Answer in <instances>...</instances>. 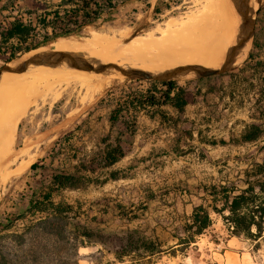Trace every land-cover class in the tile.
<instances>
[{"label": "rangeland", "instance_id": "374dc122", "mask_svg": "<svg viewBox=\"0 0 264 264\" xmlns=\"http://www.w3.org/2000/svg\"><path fill=\"white\" fill-rule=\"evenodd\" d=\"M99 1L111 3L114 8L109 9L111 11L105 19L84 25L71 37L50 41L38 49L56 52L53 48L48 49L52 43L71 38L90 40L101 36L110 42H115L112 49L101 54L100 48H96L101 58L88 55L86 51L80 49L76 51L84 55L88 65L104 73L78 68L69 62L58 63L79 69L91 77H111L109 86L98 93L93 102L89 101L85 105L81 103L85 90L79 84L64 85L41 96L36 104L28 108L17 127L14 150L23 148L29 141L31 146L29 155L18 159L10 169H17L23 160L34 156L33 163H38L45 169L64 172L65 165L56 163L53 166V163L46 159L53 156L61 157L64 139L78 125L77 122L73 124L75 119L87 113L91 107H97L96 110L100 109V111L121 110V120L127 122L129 130L133 133L138 131L139 135L143 134L141 138L143 148L135 151L136 146L128 150V153H134L129 164L130 169L120 171L116 179L109 173L88 174V178L92 181L90 183L82 181L81 190L55 194V203H62L64 207L70 208L67 220L68 230L72 233L67 232L66 237L69 240L60 246L48 242L40 243V241L38 244H42L43 247H36L35 244L34 250L39 253V261L36 264H73V262L77 264H264V238L254 242L232 236L222 216L214 213L211 207L214 203L212 196L214 187L219 188L234 183L244 187L243 180L246 177L244 171H252L255 164H264V144L239 146L236 142L239 140L240 127L237 126L233 128L236 134L230 138L226 136V140L222 136L213 139L215 135L210 138L208 131L212 128H204L206 131L204 135L193 138L191 132L197 131L198 127L189 122L182 127V140L179 139V142H176L177 136L169 135L162 125L155 124L153 132L140 134L139 118L133 114L129 115L126 110L128 106H132V103L141 104V99L147 96L161 98L160 93L165 90L163 82L125 76L113 77L106 74L121 68L141 70L119 60H109L108 57L111 56L109 53L123 54L124 49L127 48L126 44L129 45L138 37L147 38L152 34L155 38H160L169 23L180 25L194 10H202L205 0ZM35 35V42H41L45 36L41 30ZM250 37L253 43L244 60L229 66L231 69L226 72L198 79L182 71L173 82L175 88L194 92L198 86L205 88L214 85L224 86L226 75V94L235 86L240 92L247 90L248 95L255 97V94H259L262 90L260 83L255 79L260 77L263 70L258 62L260 57H264V0H260L254 22L242 43L224 56L213 61L197 59L191 63L187 62L190 57L175 59L157 57L148 59L149 63L147 60L143 61L140 66H144L142 71L148 75L158 70L217 69L226 62L230 64L235 62ZM251 53L252 58H250ZM23 55L24 52L19 56ZM7 59L0 60V70L12 60ZM248 60L253 71L250 70L241 79H235L233 76L238 75L240 68ZM36 66L34 64L24 69L30 70ZM10 72L0 82V87ZM149 89L154 93H148ZM247 98L249 109L255 108L254 100L251 101L249 96ZM79 109L82 110L64 125L71 114ZM226 117L233 118L230 113H227ZM171 127L175 130L173 125ZM118 131L119 129L114 132V140ZM100 139L103 140L100 142L103 147L107 137ZM197 139L203 142L213 140L217 144L211 150L199 149ZM221 141H225L226 144H221ZM96 153L99 151L97 150ZM86 168L93 170L94 166L89 163ZM35 176V173L28 168L20 174H12L5 182H0V248L9 258V264H26L22 259L18 261L14 258L15 254L21 256V252L20 249L15 251V243L11 236L24 232L33 222L45 216L40 213L37 215L27 213L25 218H19L26 210L25 204L32 193L31 187L37 189L39 198H42L40 195L42 192H47L49 189L46 183L41 184V177L36 179ZM200 205L211 212L212 225L203 234L195 236V242L190 246L178 245L179 239L176 236L185 235L183 227L190 221L194 209ZM10 221H13L12 227L6 228ZM86 229L93 235L90 239L81 236ZM128 240L132 241L131 245H128ZM141 240L155 242L159 246V252L150 255L139 247ZM258 242L260 247L255 248ZM31 243L32 240L28 237L25 250L30 248Z\"/></svg>", "mask_w": 264, "mask_h": 264}, {"label": "trees", "instance_id": "16d2710c", "mask_svg": "<svg viewBox=\"0 0 264 264\" xmlns=\"http://www.w3.org/2000/svg\"><path fill=\"white\" fill-rule=\"evenodd\" d=\"M109 9H114L111 3L99 0H62L60 6L54 10H46L41 14L29 13L27 23L16 22L12 30L8 31V37H18L19 40L26 46L14 47L11 49L9 59H14L18 52H28L40 48L42 45L59 38H67L74 35L77 30L84 25L93 24L105 19ZM38 30H41L45 36L41 42H35ZM30 40V41H29ZM29 41V42H28ZM252 53L250 58H252ZM8 72L0 76V82L6 77ZM167 86V90L161 92V98L155 96H147L141 99V103L161 104L163 102H173L176 100L178 107H183L187 104L185 100V91L179 89L176 95L171 96L174 89V82H163ZM261 129L255 125H251L244 132L241 142L256 141L261 135ZM221 144H226L221 141ZM216 145L215 141L210 142ZM124 157V151L121 148L119 141L115 146L107 145L101 161L103 167L112 166ZM32 171L40 170L42 173L41 184L45 185L46 175L52 178L54 186L49 187L47 192H42L38 197L37 189L31 187L29 203L26 210L22 212L19 218H25L27 213L33 215L45 214L43 218L33 222L24 232L11 236L15 243V251L20 249L21 256L14 255L26 264H36L39 261V253L35 252L36 247H43L38 242H48L60 246L66 240L67 232L72 233L69 229L67 220L69 207H64L62 203H55L52 198L55 192L65 188L83 187L82 181L90 183L87 176L78 174H63L56 169H45L38 163L31 166ZM117 171L111 172V177L116 179ZM245 179L243 183L245 188H240L238 184H226V186L214 187L212 196L214 203L211 205L212 211L222 216L228 231L232 236L243 237L254 242L264 238V164H255L252 171H245ZM238 192V193H237ZM221 204V206H219ZM18 218V219H19ZM13 221L6 226L11 228ZM212 225L211 212L203 205L197 206L190 218V221L183 227L184 236L178 234V245L190 246L195 242V236L201 235ZM82 237L90 239L93 235L86 229L81 234ZM28 237L32 240L30 248L25 250V243ZM139 246L143 250L154 255L159 252V246L155 242L143 241ZM128 245L132 244L128 240ZM85 245V243L83 242ZM127 245V244H126ZM260 247L258 242L255 248ZM126 248V247H125ZM124 248V249H125ZM14 260V261H16ZM0 264H9V258L3 253L0 248ZM65 264V263H64ZM77 264V262H73Z\"/></svg>", "mask_w": 264, "mask_h": 264}, {"label": "bare ground", "instance_id": "6f19581e", "mask_svg": "<svg viewBox=\"0 0 264 264\" xmlns=\"http://www.w3.org/2000/svg\"><path fill=\"white\" fill-rule=\"evenodd\" d=\"M259 2L260 0H205L202 10H194L180 25L169 23L160 38H155L152 34L147 38L138 37L129 45L126 44L127 48L123 54L115 55L110 52L111 56L108 58L141 70H144V66H140L143 61L157 57L174 59L190 57L188 63L197 59L213 61L233 51L242 43L254 22ZM252 40L251 37L247 39L240 56L230 66L244 60L252 46ZM114 45L115 42L97 36L90 40L61 39L52 43L48 49L67 52H76L80 49L86 51L88 55L101 58L96 48H100L101 54L112 49ZM28 66L31 65L19 66L9 71L10 74L0 87V182H5L12 174L26 171L34 162V156L29 157L28 160H23L17 169H10L14 162L28 154L31 147L27 141L23 148L14 150L18 123L31 105L36 104L44 94L71 83L79 84L85 90V96L81 100L85 105L89 101L93 102L95 96L109 86L112 80L108 76L91 77L79 69L64 64L55 66L37 64L35 68L25 70L24 68ZM179 71L206 70H158L153 73L175 74ZM81 110H75L64 125Z\"/></svg>", "mask_w": 264, "mask_h": 264}, {"label": "crops", "instance_id": "0c3cea01", "mask_svg": "<svg viewBox=\"0 0 264 264\" xmlns=\"http://www.w3.org/2000/svg\"><path fill=\"white\" fill-rule=\"evenodd\" d=\"M62 0H0V60L9 59L11 49L14 47L23 48L26 44L19 40L18 37H8V31L12 30L16 22L27 23L29 13L41 14L46 10L57 9ZM30 41V40H29ZM28 41V42H29ZM21 52H18L17 56ZM7 59V60H8ZM260 66L263 67L260 77L256 78L260 83L261 92L255 94V97L248 95L249 91L244 90L240 92L236 87H232L229 93L226 94V75L224 76V86H211L204 87L198 86L194 89V92L185 91V100L187 104L183 107H178V102H163L161 104L141 103L137 105L132 103V106H128L126 112L129 115H135L140 120L139 132H153L155 124L165 127L166 132L169 135L177 136L176 142H179L181 138L182 127L189 122L190 124L198 127L197 131L191 132L193 138L202 136L206 133L205 129H211L208 131V135L213 139L222 136L226 140L233 137L235 130L233 128L240 127L238 131L239 140L236 142L239 146L245 144H264V57L259 58ZM250 60L245 62L244 66L240 68L238 75L233 77L242 78L245 74L250 72ZM253 71V70H251ZM239 86H241L239 84ZM241 87H239L240 89ZM164 91L167 90V86L164 85ZM183 90V89H182ZM179 91L175 88L171 92V96H174ZM148 93H154L152 89L148 90ZM161 94V93H160ZM247 94V95H246ZM254 95V94H253ZM250 100H254L255 108L249 109L247 106V97ZM243 101V102H242ZM130 105V103H129ZM97 107H91L87 113L81 114L79 118L75 119L78 125L71 130V134L64 139L62 155L60 158L49 157L47 161H51L53 166L56 163H61L66 166L63 174H78L82 176L89 175H103L113 171H128L129 164L133 159L134 153H128V150L132 148H143L141 138L143 136L137 134L138 131L132 132L129 130L127 122H123L121 110H96ZM227 113H230L233 118H227ZM94 118V119H93ZM124 119V118H123ZM175 128V130L171 127ZM251 125H255L261 129V135L256 141L241 142L242 136L246 129ZM218 127V130H216ZM205 128V129H204ZM119 131L116 134L115 140L113 139L114 132ZM106 138L101 146L102 142L100 138ZM109 137V138H108ZM111 138V139H110ZM119 141L121 148L124 151V157L112 166L103 167L98 164L101 163L103 152L107 145L115 146ZM198 148L213 149L216 145L210 144L213 140L203 142L198 140ZM234 142V141H233ZM176 147V145H174ZM57 150V148H55ZM97 150L99 153H96ZM92 164L93 170H87V165ZM34 164V163H33ZM32 164V165H33ZM31 165V166H32ZM31 170V167H30ZM32 171V170H31ZM35 178L39 179L42 176L41 171H33ZM245 173V171H244ZM52 178L46 175L45 183L48 187L54 186ZM240 187V188H245ZM83 187L79 188H65L53 194L52 200L55 201V194L63 191H79ZM238 193V192H237ZM30 196L27 199L29 203Z\"/></svg>", "mask_w": 264, "mask_h": 264}, {"label": "water", "instance_id": "95a60500", "mask_svg": "<svg viewBox=\"0 0 264 264\" xmlns=\"http://www.w3.org/2000/svg\"><path fill=\"white\" fill-rule=\"evenodd\" d=\"M19 56V55H18ZM61 62H69L70 64L81 67L85 70H90L96 73H104V71L99 70L98 68H95L93 66H90L85 61L84 55H82L79 52H67V51H56V52H50V51H42L40 49L31 50L28 52H25L23 56L15 57L12 59L6 66H4L0 70V76L4 72L12 71L19 66H25V65H34V64H58ZM230 62H226L220 66V68L212 69V70H206V71H185L191 74L193 76L192 78H206L210 76H214L223 72H226L227 70L231 69ZM182 71L176 72L175 74H163V73H153L152 75L146 74L142 70L138 69H132V68H121L116 69L107 72L109 76L113 77H129V78H139V79H148V80H154V81H161V82H173L175 79H177V75H180ZM191 78V79H192Z\"/></svg>", "mask_w": 264, "mask_h": 264}]
</instances>
